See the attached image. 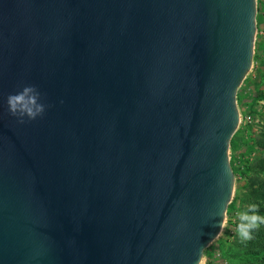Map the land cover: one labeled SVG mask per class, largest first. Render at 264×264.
<instances>
[{"label": "water", "instance_id": "water-1", "mask_svg": "<svg viewBox=\"0 0 264 264\" xmlns=\"http://www.w3.org/2000/svg\"><path fill=\"white\" fill-rule=\"evenodd\" d=\"M256 0H0V264H199L234 176ZM35 86L21 124L7 97Z\"/></svg>", "mask_w": 264, "mask_h": 264}, {"label": "rangeland", "instance_id": "rangeland-1", "mask_svg": "<svg viewBox=\"0 0 264 264\" xmlns=\"http://www.w3.org/2000/svg\"><path fill=\"white\" fill-rule=\"evenodd\" d=\"M255 22L252 64L236 91L239 125L231 137L228 149L229 165L234 176L233 194L225 212L223 228L205 248L199 264H207L210 256L215 257L213 264H238V261L231 258H222L223 254L229 253V242H225L230 220L228 213L233 200L248 191L249 179L255 175L256 161L264 158V151L258 150L251 142L260 138L259 134L264 131V0H256ZM237 211L236 206L233 221Z\"/></svg>", "mask_w": 264, "mask_h": 264}, {"label": "trees", "instance_id": "trees-1", "mask_svg": "<svg viewBox=\"0 0 264 264\" xmlns=\"http://www.w3.org/2000/svg\"><path fill=\"white\" fill-rule=\"evenodd\" d=\"M264 67V63H263ZM260 138L251 140L253 145L260 151H264V131L259 134ZM254 166L255 175L251 177L249 189L241 197L233 200L228 213L229 222L225 242L229 253L222 255V258H231L238 261V264H264V225L253 232V238L249 241H241L236 234L237 220L233 221L234 211L243 210L247 205L255 203L259 206V215L264 216V158L257 160ZM253 167V168H254ZM252 170V169H251ZM260 173V175H259ZM247 204V205H244Z\"/></svg>", "mask_w": 264, "mask_h": 264}, {"label": "clouds", "instance_id": "clouds-1", "mask_svg": "<svg viewBox=\"0 0 264 264\" xmlns=\"http://www.w3.org/2000/svg\"><path fill=\"white\" fill-rule=\"evenodd\" d=\"M9 114L21 124L25 121H34L42 117L46 105L41 102V94L35 86L26 85L15 94L7 97ZM259 206L255 203L247 205L243 210L236 212V234L241 241L253 238V232L264 225V216L259 215Z\"/></svg>", "mask_w": 264, "mask_h": 264}, {"label": "crops", "instance_id": "crops-1", "mask_svg": "<svg viewBox=\"0 0 264 264\" xmlns=\"http://www.w3.org/2000/svg\"><path fill=\"white\" fill-rule=\"evenodd\" d=\"M214 260H215V257L214 256H210L208 261H207V264H209L210 262L213 264Z\"/></svg>", "mask_w": 264, "mask_h": 264}, {"label": "built area", "instance_id": "built-area-1", "mask_svg": "<svg viewBox=\"0 0 264 264\" xmlns=\"http://www.w3.org/2000/svg\"><path fill=\"white\" fill-rule=\"evenodd\" d=\"M247 119L249 120V117H247Z\"/></svg>", "mask_w": 264, "mask_h": 264}]
</instances>
